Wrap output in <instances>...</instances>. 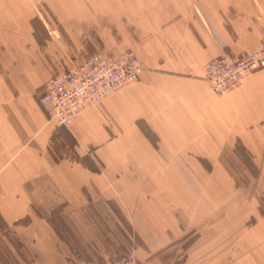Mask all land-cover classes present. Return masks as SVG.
Instances as JSON below:
<instances>
[{
  "label": "crops",
  "instance_id": "obj_1",
  "mask_svg": "<svg viewBox=\"0 0 264 264\" xmlns=\"http://www.w3.org/2000/svg\"><path fill=\"white\" fill-rule=\"evenodd\" d=\"M54 9L51 35L34 0H0V228L23 260L70 263L49 221L59 211L74 234H93L92 214L134 234L137 264H264V69L221 97L204 79L209 61L256 48L264 0ZM58 44L80 59L66 71L127 52L141 70L58 128L39 104Z\"/></svg>",
  "mask_w": 264,
  "mask_h": 264
},
{
  "label": "built area",
  "instance_id": "obj_2",
  "mask_svg": "<svg viewBox=\"0 0 264 264\" xmlns=\"http://www.w3.org/2000/svg\"><path fill=\"white\" fill-rule=\"evenodd\" d=\"M264 69V32L253 51L246 54H223L209 61L204 79L213 94L224 96L240 88L251 75ZM141 66L137 57L127 52L113 57L90 55L45 83L39 104L49 122L68 127L79 113L135 82ZM107 264H136L132 253Z\"/></svg>",
  "mask_w": 264,
  "mask_h": 264
},
{
  "label": "rangeland",
  "instance_id": "obj_3",
  "mask_svg": "<svg viewBox=\"0 0 264 264\" xmlns=\"http://www.w3.org/2000/svg\"><path fill=\"white\" fill-rule=\"evenodd\" d=\"M34 1L37 17L40 19L42 25H46L47 31H50L49 34L52 31H58L59 27L55 24V15L58 9L54 8L58 7L61 0ZM42 17L46 20L45 22L42 20ZM42 33H44V30ZM55 35L57 36V34ZM56 48L57 50L46 47L44 51L53 63L55 74L66 71V64L74 65L80 60L68 57L64 52H61L59 44L56 45ZM58 213L59 211H55V213L51 214L49 221H51L57 235L65 244L69 264H106L121 260L128 253H132L136 261L134 248L136 247L137 240L134 234L122 233L119 227L110 226L108 223L100 220L98 215L95 214L89 215L84 221V223H87L85 227L91 228L93 234H78L77 232V234H74L68 227L70 226L68 220L66 218L61 219ZM25 254L26 252L22 249L19 250L16 246L15 238L11 236L10 231L8 232L4 227L0 228V264H31V261L23 260L26 257ZM180 255V257H183V252H180ZM182 263V259H179L177 262V264Z\"/></svg>",
  "mask_w": 264,
  "mask_h": 264
},
{
  "label": "bare ground",
  "instance_id": "obj_4",
  "mask_svg": "<svg viewBox=\"0 0 264 264\" xmlns=\"http://www.w3.org/2000/svg\"><path fill=\"white\" fill-rule=\"evenodd\" d=\"M257 47V46H256ZM256 49V48H255Z\"/></svg>",
  "mask_w": 264,
  "mask_h": 264
}]
</instances>
